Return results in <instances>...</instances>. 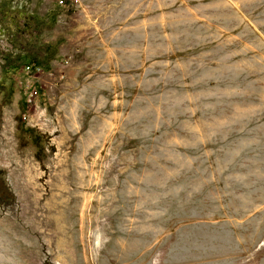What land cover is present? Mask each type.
<instances>
[{
  "label": "rangeland",
  "instance_id": "1",
  "mask_svg": "<svg viewBox=\"0 0 264 264\" xmlns=\"http://www.w3.org/2000/svg\"><path fill=\"white\" fill-rule=\"evenodd\" d=\"M73 1L0 0V264H264V0Z\"/></svg>",
  "mask_w": 264,
  "mask_h": 264
},
{
  "label": "built area",
  "instance_id": "2",
  "mask_svg": "<svg viewBox=\"0 0 264 264\" xmlns=\"http://www.w3.org/2000/svg\"><path fill=\"white\" fill-rule=\"evenodd\" d=\"M73 2H76V1L74 0ZM59 3L62 4V1H59ZM24 69H25V73H28V72L33 71V70L39 71V69L37 67H35L34 65H32L31 67L27 66ZM24 89H25V91L23 93L24 94V103L26 105L33 104L34 100L38 96V91L29 82H26L24 84Z\"/></svg>",
  "mask_w": 264,
  "mask_h": 264
},
{
  "label": "trees",
  "instance_id": "3",
  "mask_svg": "<svg viewBox=\"0 0 264 264\" xmlns=\"http://www.w3.org/2000/svg\"><path fill=\"white\" fill-rule=\"evenodd\" d=\"M31 19H32V17L30 15L25 16V20H31ZM26 23H27V21H26Z\"/></svg>",
  "mask_w": 264,
  "mask_h": 264
}]
</instances>
